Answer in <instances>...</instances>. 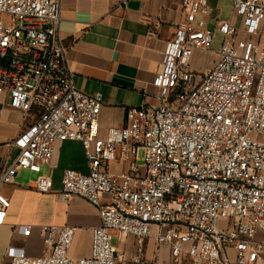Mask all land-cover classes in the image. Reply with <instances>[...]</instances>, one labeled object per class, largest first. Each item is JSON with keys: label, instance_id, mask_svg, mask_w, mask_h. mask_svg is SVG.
<instances>
[{"label": "built area", "instance_id": "obj_1", "mask_svg": "<svg viewBox=\"0 0 264 264\" xmlns=\"http://www.w3.org/2000/svg\"><path fill=\"white\" fill-rule=\"evenodd\" d=\"M229 1L250 38L239 39L232 20L208 29L209 0H182L185 17L165 42L154 102L128 107L125 125L101 137L103 94L75 86L58 32L61 0H0V93L25 118L35 117L13 142L19 155L0 170V225L11 206L2 187L21 168L50 164L56 144L67 140L82 143L88 172L66 169L60 194L84 198L100 217L90 256L69 257L75 226L44 224L51 252L32 257L10 247L9 264H118L112 231L139 244L154 239L178 263L232 264L229 248L236 264L257 262L264 253V0ZM215 32L224 36L216 59L198 73L192 57L211 51ZM115 162L128 167L115 173ZM52 186L40 176L34 187L47 193ZM31 230L21 227L25 235Z\"/></svg>", "mask_w": 264, "mask_h": 264}, {"label": "crops", "instance_id": "obj_2", "mask_svg": "<svg viewBox=\"0 0 264 264\" xmlns=\"http://www.w3.org/2000/svg\"><path fill=\"white\" fill-rule=\"evenodd\" d=\"M217 1L209 0L212 11L206 17L207 28L213 30L218 19L232 20L239 28L238 38H250L243 30L242 17L233 16V12L223 16L216 10ZM182 3V0H131L123 5L120 0H61L58 32L67 47L75 86L87 94H103L99 115L101 137H106L110 128L125 125L128 107L154 102L159 91L154 79L163 68L165 42L175 34V24L185 17ZM260 35L264 36V23ZM260 35L251 38L258 40ZM199 51L202 50L195 51L191 67L203 73ZM34 119L33 114L25 118L19 109L11 106L9 97L0 93V170L19 155L20 149L13 142ZM127 167V163L110 165L115 173ZM66 169L88 172L80 141L58 142L50 164H42L38 172L21 168L14 182L2 187L11 206L5 223L0 225V264H9L10 247H21L32 257L48 255L51 248L40 232L44 224L75 226L69 257L77 261L90 256L92 228L100 224L99 213L82 197L62 198V175ZM40 176L52 179L50 192L35 189ZM26 225L32 226L29 235L21 231ZM113 232L118 239L115 245L118 264H189V260L175 262L168 247H159L154 239L139 244L132 236ZM261 236L262 230L257 238ZM227 254L232 264H236L235 250L229 248ZM138 257H141L139 262ZM255 264H264V253Z\"/></svg>", "mask_w": 264, "mask_h": 264}, {"label": "rangeland", "instance_id": "obj_3", "mask_svg": "<svg viewBox=\"0 0 264 264\" xmlns=\"http://www.w3.org/2000/svg\"><path fill=\"white\" fill-rule=\"evenodd\" d=\"M216 10L221 11L223 16L229 15V14L232 15V12H233L232 11V4L229 0H218L216 3ZM0 20L6 21V17L0 15ZM223 39H224V36L220 32H215L214 45H213L211 51H205V52L199 51V52H202V54H201L202 55V63H204V66L202 67L200 72L206 71L207 68H209L214 63V60L216 59V55L214 54V52L219 50L220 44L222 43ZM193 56H195V55H193ZM198 56H200V55H198ZM143 158H144V151L142 149H139L138 160H137V164L139 166L143 165V163H144ZM113 233L114 232L112 231L111 232V234H112L111 243H112V246L115 247L118 239H117V236L113 235Z\"/></svg>", "mask_w": 264, "mask_h": 264}]
</instances>
